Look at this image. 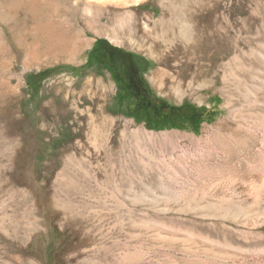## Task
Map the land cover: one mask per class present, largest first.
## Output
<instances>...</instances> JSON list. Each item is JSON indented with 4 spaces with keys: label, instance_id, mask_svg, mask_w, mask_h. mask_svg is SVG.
<instances>
[{
    "label": "rangeland",
    "instance_id": "obj_1",
    "mask_svg": "<svg viewBox=\"0 0 264 264\" xmlns=\"http://www.w3.org/2000/svg\"><path fill=\"white\" fill-rule=\"evenodd\" d=\"M33 1L0 0V264H264V0H174L187 35L158 50L146 17L170 0L49 9L39 24L65 39L39 51L16 40L38 27ZM97 40L144 58L158 97L203 108L198 130L119 105ZM183 73L198 81L171 87Z\"/></svg>",
    "mask_w": 264,
    "mask_h": 264
},
{
    "label": "trees",
    "instance_id": "obj_2",
    "mask_svg": "<svg viewBox=\"0 0 264 264\" xmlns=\"http://www.w3.org/2000/svg\"><path fill=\"white\" fill-rule=\"evenodd\" d=\"M102 41L97 40L89 53L88 60L95 55V63L104 62L109 64L112 78L118 85L115 100L120 105L126 100L130 114L140 122H145L154 129H182L188 125L197 131L203 122V108L189 104L175 105L158 97L150 88L144 73L146 68L145 59L130 52H122L109 47ZM124 63H123V62ZM140 70L143 83L139 84L136 92L132 91L127 83V76ZM124 69V74L120 70ZM36 77L34 73L28 75V83ZM125 77V78H124Z\"/></svg>",
    "mask_w": 264,
    "mask_h": 264
},
{
    "label": "bare ground",
    "instance_id": "obj_3",
    "mask_svg": "<svg viewBox=\"0 0 264 264\" xmlns=\"http://www.w3.org/2000/svg\"><path fill=\"white\" fill-rule=\"evenodd\" d=\"M173 1L174 0H170V2L168 3V6L165 7L164 10H162V12L157 18H152L150 16L146 17L148 26H150V29H149L150 31L147 33V36L149 38L148 42L154 50L159 49L160 45L162 44L161 42H164V41L166 42V40H174V39L177 40L187 35V30H185L184 28L179 29L177 26L178 16H176L177 13L175 12L173 8V3H172ZM82 4H84L85 6L84 8H90L91 10H94L95 12L94 16L98 15L100 7L97 4L90 2L89 0H35L33 1V6L35 7V19L38 23V27H36L32 35L30 36H26L24 32H16V40H19L20 42L22 41L23 43L22 46L24 45H29V47L34 46L36 51H39L42 48L47 49L54 44L60 43L61 41H63L62 38H64V33H65L64 27L62 26L63 23H61L60 21H52L45 25H40L39 22L41 20V16L43 15L45 11L49 9L52 10L53 15L57 12L59 18L61 16L67 15V13L70 15L72 14L75 15L81 9ZM101 10L100 12H102ZM123 15H127L126 12ZM98 16H100V14ZM120 16L121 14L118 11H114L112 13V16H110L109 19L111 22H115V23L118 21L119 23L122 22L121 23L122 26H125L127 29L132 30V31L133 29L138 27L137 18L132 22V20L129 21V20L120 18ZM64 17L65 18L63 20L66 19V16ZM0 18H2V16ZM129 23L131 24L130 26H129ZM74 31H75L74 32L75 36L76 34L78 35L77 30H74ZM175 63L183 66V69L181 70V72H184L186 74V71H188V68L192 66L193 60L188 57H177L176 59H174V65ZM184 73L178 76L181 78L172 80L171 87L186 89V88L192 87V85L198 81L196 77H192V78L187 77L186 79H184L182 76L184 75Z\"/></svg>",
    "mask_w": 264,
    "mask_h": 264
},
{
    "label": "flooded vegetation",
    "instance_id": "obj_4",
    "mask_svg": "<svg viewBox=\"0 0 264 264\" xmlns=\"http://www.w3.org/2000/svg\"><path fill=\"white\" fill-rule=\"evenodd\" d=\"M100 63H101V65H104L105 70L107 72H109L110 76H112V71L110 69V63L107 64V63H104L101 61H100ZM128 75H129V76H127L128 86L132 91L136 92L138 85L143 83L142 74H141L140 70L137 68V70L134 73L131 71ZM117 88H118V85H117Z\"/></svg>",
    "mask_w": 264,
    "mask_h": 264
}]
</instances>
